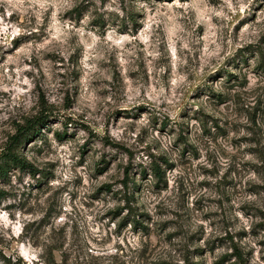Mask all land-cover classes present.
Wrapping results in <instances>:
<instances>
[{
  "label": "rangeland",
  "instance_id": "obj_1",
  "mask_svg": "<svg viewBox=\"0 0 264 264\" xmlns=\"http://www.w3.org/2000/svg\"><path fill=\"white\" fill-rule=\"evenodd\" d=\"M0 166V264H264V0H0Z\"/></svg>",
  "mask_w": 264,
  "mask_h": 264
},
{
  "label": "trees",
  "instance_id": "obj_2",
  "mask_svg": "<svg viewBox=\"0 0 264 264\" xmlns=\"http://www.w3.org/2000/svg\"><path fill=\"white\" fill-rule=\"evenodd\" d=\"M43 123H42V121H41V119L39 118V119H36L35 120V124L32 126L34 129L36 128L35 126H40V125H42ZM22 131H20L17 135H15L14 136V139H13V141H16V140H18V136L19 135H21L22 136ZM9 153H10V150H9ZM7 154V158H10L11 156H12V158H10L9 160L10 161H12V162H16V156H14V155H11V154ZM5 156L3 155L1 158H4ZM19 164L20 165H22V163L21 162H19ZM23 167V166H22ZM152 171H153V174H154V176L157 178V180L158 181H161V179H162V172H161V169H160V167L158 166V165H153L152 166ZM3 173H4V170H3V167L2 166H0V174L1 175H3ZM142 174H144V172H142ZM127 177H128V169H126V172H125V182H127ZM124 182V183H125ZM134 185V184H133ZM125 186H127V184L125 183ZM2 197V192L0 191V198ZM134 221V220H133Z\"/></svg>",
  "mask_w": 264,
  "mask_h": 264
}]
</instances>
